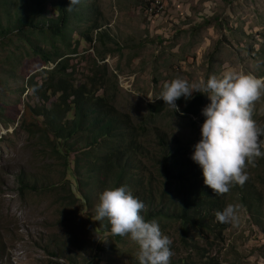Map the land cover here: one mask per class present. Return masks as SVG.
Here are the masks:
<instances>
[{
	"label": "rangeland",
	"instance_id": "374dc122",
	"mask_svg": "<svg viewBox=\"0 0 264 264\" xmlns=\"http://www.w3.org/2000/svg\"><path fill=\"white\" fill-rule=\"evenodd\" d=\"M149 4V0H86L87 15L97 7L101 30L110 38L102 44L93 31L89 42L83 31L92 22L75 21L72 35L74 44L80 40L79 52L68 56L80 82L101 53L104 59L99 64H106L104 78L115 95V108L129 114L134 124H146L149 134L159 129L171 140L177 137L189 151L201 138L199 118L182 116L181 107L179 112L167 108L150 116L146 104L152 102L146 95L159 94L174 78L192 83L213 75L220 78L229 70L264 77V0H160L152 16ZM15 34L0 45V105L5 109L0 119V264H139L138 245L129 236L119 243L110 234L93 230L94 209L66 204L58 192H21V172L38 181L40 188L62 183V169L18 126L25 104L43 103L27 82L48 66ZM205 96L207 105L210 100ZM252 118L264 127V96L255 103ZM149 139L155 144L154 137ZM247 172L264 197V157ZM226 200V206H238V222L228 223L220 239L190 229V239L197 245L193 250L185 245L179 222L160 221L162 234L172 242L170 264H209L210 256L220 264H264V205L258 226L240 194L230 190ZM97 246L104 247L99 256Z\"/></svg>",
	"mask_w": 264,
	"mask_h": 264
},
{
	"label": "trees",
	"instance_id": "16d2710c",
	"mask_svg": "<svg viewBox=\"0 0 264 264\" xmlns=\"http://www.w3.org/2000/svg\"><path fill=\"white\" fill-rule=\"evenodd\" d=\"M85 1L81 0L68 11L69 0H0V45L6 43L4 38L9 40L16 33V38L48 66L27 82V88L43 103L25 104L18 126L62 169V183L40 188L38 181H31L21 172L18 175L21 192L60 193L66 204L81 203L86 209H94L93 230L103 236L110 234L120 243L125 240L124 236L113 235L106 218L103 221L95 218L100 194L105 189L124 186L144 203L141 215L146 221L179 222L182 239L191 250L197 248L190 239L192 228L222 238L228 224L218 222L216 213L226 207L228 193L218 196L204 185L202 169L191 159L193 146L199 139L188 151L177 137L171 140L159 129L154 135L149 134L146 124H134L129 114L119 112L115 108V95L108 91L107 77L104 78L106 64H99L104 59L101 53L93 58L84 81L78 82L75 78L76 67L68 56L79 52L80 40L74 44L72 35L74 22H92L83 31L84 39L89 42L93 31L102 44L105 38H110L101 30L97 7L90 8L87 15ZM176 104L181 107L182 116H193L203 123L205 117L201 110L206 106L205 94L196 93L188 102L181 97ZM167 108L162 99L146 104L147 113L154 117ZM4 110L0 105V119ZM152 137L155 144L149 139ZM231 190L241 195V203L261 226L263 195L257 193L249 180L243 187L237 185ZM102 249L97 246L96 255ZM205 253L200 256L204 258ZM207 263L220 264L214 256Z\"/></svg>",
	"mask_w": 264,
	"mask_h": 264
},
{
	"label": "clouds",
	"instance_id": "9594fccd",
	"mask_svg": "<svg viewBox=\"0 0 264 264\" xmlns=\"http://www.w3.org/2000/svg\"><path fill=\"white\" fill-rule=\"evenodd\" d=\"M80 3L81 0H69L67 10L72 11ZM193 92L207 95L210 103L201 110L205 119L191 159L202 169L204 185L215 195H225L234 186L243 187L249 179L247 168L264 157V141L260 139L264 127L252 118L255 103L264 96V77L229 70L220 78L213 75L192 83L174 78L164 83L159 94L146 96L152 103L162 99L179 112L176 101L181 97L191 99ZM144 209V203L124 186L105 189L99 196L95 220L106 218L113 235L129 236L138 245L139 264H170L172 242L162 234L156 221L144 219ZM237 213L238 206L230 204L216 213V219L235 224Z\"/></svg>",
	"mask_w": 264,
	"mask_h": 264
},
{
	"label": "bare ground",
	"instance_id": "6f19581e",
	"mask_svg": "<svg viewBox=\"0 0 264 264\" xmlns=\"http://www.w3.org/2000/svg\"><path fill=\"white\" fill-rule=\"evenodd\" d=\"M149 8H148V12H149V15L152 16V15H155L156 14V11L157 9L159 8L160 6V0H149ZM148 7V6H146Z\"/></svg>",
	"mask_w": 264,
	"mask_h": 264
}]
</instances>
